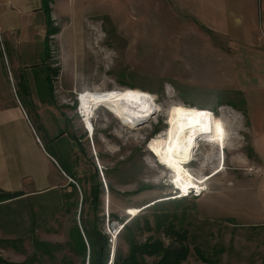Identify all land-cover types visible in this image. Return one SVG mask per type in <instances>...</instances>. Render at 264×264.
<instances>
[{
  "label": "rangeland",
  "instance_id": "374dc122",
  "mask_svg": "<svg viewBox=\"0 0 264 264\" xmlns=\"http://www.w3.org/2000/svg\"><path fill=\"white\" fill-rule=\"evenodd\" d=\"M102 1L70 2L71 8L83 9L92 18H73L69 30L76 33L74 46H64L61 40V70L52 79V101L47 99L48 66L22 68L23 84L34 93L31 97L25 96L26 88L18 82L11 84L12 101L0 106L5 114L20 111L31 136L16 120L17 143L38 168L43 161L30 147L35 141L55 166L74 172L82 181L80 185L71 180L77 190L82 186L88 190L90 182L85 178L97 170L103 191L99 216L104 218L111 259L120 245L123 223L111 220L110 214L130 219L143 210L144 216H150L148 207L154 203L180 201L176 212L171 204L164 208L183 220L201 253L222 250L216 264H264V55L230 46L227 38L226 42L215 32L200 29L193 18L139 16L141 0ZM54 52L55 60L49 62L53 65L59 61L56 48ZM2 61L9 78L11 64ZM124 89L147 93L157 109L127 125L107 109L97 108L90 117V136L81 123L79 96ZM174 104L207 110L224 126L222 148L198 142L184 165L196 181L210 178L200 185L199 197L181 198L171 184L173 174L147 150L150 140L165 130ZM14 119V115L8 118V126ZM155 127L162 130L149 138ZM48 169L50 182L60 184L57 171L52 165ZM20 187L23 192L34 188L29 179L22 180ZM71 204L67 198L58 202L49 192L0 205V240L15 242L0 244V264L24 263L34 251L33 237L61 246L53 259L43 258L45 264L63 260L81 264L66 249L69 231L79 220V207ZM183 264L203 263L192 249Z\"/></svg>",
  "mask_w": 264,
  "mask_h": 264
},
{
  "label": "crops",
  "instance_id": "0c3cea01",
  "mask_svg": "<svg viewBox=\"0 0 264 264\" xmlns=\"http://www.w3.org/2000/svg\"><path fill=\"white\" fill-rule=\"evenodd\" d=\"M71 1L51 0L50 18L53 27L57 24L61 25V28L56 27L59 33L46 39L47 17L42 10L41 0H0V104L12 101L11 84L16 83L17 86V82L19 86L26 88L25 96L34 95L28 89V84L25 82L23 84L22 68H28L30 71L38 64L48 66L46 76H50L52 87V71L56 68L61 70L58 68V66L61 67V48L63 45L76 44V33L69 30L75 21L73 18H92L91 15H86L83 9L71 8L73 7L70 5ZM98 2L103 3L102 0ZM140 2L142 4L140 3L141 15L139 16L193 18L200 29L215 32V35L224 38V41L227 38L230 46L250 48L259 54L258 56L264 55V0H141ZM151 5L153 10L150 8ZM208 18L211 20L209 21ZM211 24H216V27L211 28ZM55 48L59 54V61L53 65L49 62L55 60ZM4 59H8L13 71L9 78L5 74L7 68L5 61H2ZM262 65L264 67V60ZM31 80H34V77ZM45 81L48 87L46 78ZM47 93L49 94L47 99L49 98L50 101L51 98L53 99L52 91L47 89ZM13 115L15 119L8 126L10 124L8 118L12 119ZM16 120H19L24 132L31 137L20 111L10 110L8 114H5L0 106V191L11 194L23 193L27 198L32 195H45L69 183L70 179L51 162L38 144L32 141L30 147L43 161V165H39L38 168L34 166L16 141L17 131L14 125ZM49 165L57 171L61 185L50 182V176L47 174ZM24 179L32 181L34 188L23 192L20 184Z\"/></svg>",
  "mask_w": 264,
  "mask_h": 264
},
{
  "label": "trees",
  "instance_id": "16d2710c",
  "mask_svg": "<svg viewBox=\"0 0 264 264\" xmlns=\"http://www.w3.org/2000/svg\"><path fill=\"white\" fill-rule=\"evenodd\" d=\"M41 2L42 10L47 17L46 39H48V37L57 35L59 29L53 27L50 18L51 0H41ZM58 72L59 70L56 68L52 71V76L56 77ZM46 79L48 81L47 89L51 92L50 76H46ZM161 130V127H155L149 138L155 136ZM60 169L67 178L76 184L79 182L81 185L82 181L76 178L74 172L69 173L62 168ZM113 171L114 169L111 172ZM105 172L107 174L106 170ZM85 180H89L90 182L88 190H85L83 186L82 189L77 190L76 184L69 182L65 186V190L69 191L68 194L60 196L65 190L58 194L52 191V193H55V198L58 202L63 198H67V200H72L71 205L74 209L77 206L79 207L78 224H74L69 231L66 249L75 258L80 259L81 264H183L191 254L192 249L199 255L203 264H216V255L220 254L222 250L215 252L214 248H211L208 249V253H201L192 242L195 239V235L184 226L183 220H178L175 214L170 215L169 212H166L164 207L168 204L173 206L174 212L179 210L180 201L154 203L148 207L150 209V216H144L145 214H142L143 210H140L135 217L130 219H120L116 215L110 214L109 218L111 220L123 223L118 235L120 245L114 251L113 258L111 259L109 238L104 234L102 226L104 218L103 216H99V213H101L100 208L103 205L101 199L103 191L97 170L94 168L92 174L85 178ZM110 192L112 193L111 186ZM24 196L26 195L23 193L11 194L0 191V205L24 199ZM59 205L60 208L62 204ZM86 208L88 212H86ZM34 230L35 228L33 227L30 229L32 234ZM147 234L150 236L145 238ZM164 237L168 240L167 244L164 242ZM0 244L14 246L15 242L0 240ZM32 245L34 251L31 257L22 264H45L43 258L48 257L49 259H53V254L57 251L59 252L61 247L38 241L34 237L32 238ZM60 264L74 263L63 260Z\"/></svg>",
  "mask_w": 264,
  "mask_h": 264
},
{
  "label": "bare ground",
  "instance_id": "6f19581e",
  "mask_svg": "<svg viewBox=\"0 0 264 264\" xmlns=\"http://www.w3.org/2000/svg\"><path fill=\"white\" fill-rule=\"evenodd\" d=\"M77 103L83 119L81 123L89 135L93 131L90 117L97 108L107 109L110 114L127 125H133L157 109L150 95L132 89H124L117 93H82ZM224 139L223 124L215 121L209 111L174 104L168 110L165 130L150 140L147 150L155 155L160 165L173 174L171 184L176 189L182 191L196 189L200 192V185L210 178L205 177L201 178V182L196 181L184 165L193 157L198 142L217 144L222 148Z\"/></svg>",
  "mask_w": 264,
  "mask_h": 264
},
{
  "label": "built area",
  "instance_id": "2783aa9c",
  "mask_svg": "<svg viewBox=\"0 0 264 264\" xmlns=\"http://www.w3.org/2000/svg\"><path fill=\"white\" fill-rule=\"evenodd\" d=\"M71 182V180H69ZM73 183V182H72ZM74 184V183H73ZM193 196V197H199L201 195V191H197L196 189H194V192L190 193L189 196ZM188 196V197H189Z\"/></svg>",
  "mask_w": 264,
  "mask_h": 264
},
{
  "label": "snow or ice",
  "instance_id": "6c2138e0",
  "mask_svg": "<svg viewBox=\"0 0 264 264\" xmlns=\"http://www.w3.org/2000/svg\"><path fill=\"white\" fill-rule=\"evenodd\" d=\"M178 112L180 111V110H177ZM207 130V129H206ZM185 194H187V193H185Z\"/></svg>",
  "mask_w": 264,
  "mask_h": 264
},
{
  "label": "water",
  "instance_id": "95a60500",
  "mask_svg": "<svg viewBox=\"0 0 264 264\" xmlns=\"http://www.w3.org/2000/svg\"><path fill=\"white\" fill-rule=\"evenodd\" d=\"M139 125H141V124H139Z\"/></svg>",
  "mask_w": 264,
  "mask_h": 264
}]
</instances>
